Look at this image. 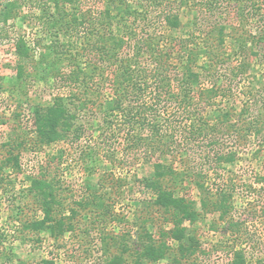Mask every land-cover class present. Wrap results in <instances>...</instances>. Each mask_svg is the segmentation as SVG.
<instances>
[{"label":"trees","instance_id":"trees-1","mask_svg":"<svg viewBox=\"0 0 264 264\" xmlns=\"http://www.w3.org/2000/svg\"><path fill=\"white\" fill-rule=\"evenodd\" d=\"M87 1L89 6L84 0H38L39 6H31L27 0H0L2 25L29 5V19L45 36L36 43V61L19 37L0 49L13 57L0 65L12 68L19 81L54 88L60 79L66 86L46 107L27 105L33 145L65 140L73 148L93 129L99 146L84 150L85 162L99 158L119 169L150 164L151 176L140 183L170 228L155 237L148 220L135 217L131 264H197L196 254L204 252L192 225L212 213L230 234H238L241 225L231 216L236 185L229 179L214 188L209 174L229 173L246 148H255L258 189L264 187V0ZM87 110L101 116L95 128L77 123L78 113ZM19 155L6 159L18 173ZM54 160L61 164L62 153ZM57 166L46 164L30 178L28 191L42 218L24 229L62 237L74 230L76 208L91 206L100 210L99 222L120 219L110 215L111 206L98 193L104 175L97 189L87 179V193L66 216L52 172ZM114 182L119 196L122 180ZM191 189L196 199L186 195ZM119 243L126 252L124 236ZM123 263L121 256L107 261ZM225 264L246 263L241 251H233Z\"/></svg>","mask_w":264,"mask_h":264},{"label":"rangeland","instance_id":"rangeland-1","mask_svg":"<svg viewBox=\"0 0 264 264\" xmlns=\"http://www.w3.org/2000/svg\"><path fill=\"white\" fill-rule=\"evenodd\" d=\"M27 1L29 5L31 2L34 6L38 5V0ZM85 1L89 6V2ZM29 5L22 7L18 16L6 26L0 23V49H7L20 37L27 42L29 53L36 61L40 54V47L36 43H41L45 36L37 24L34 25L29 19L32 6ZM8 53L0 51V64L13 59ZM0 77V166L6 164V168L0 170V264H107L109 258L114 256H121L123 264H131L137 229L133 226L135 217L148 220L147 227L155 237L161 230L170 228L165 221L166 215L151 205L153 197L140 183L151 176V165L139 161L134 166L126 164L119 169L99 158L85 162L82 158L84 150L99 146L93 129H89L73 148L65 140L49 147L34 146L36 138L31 132L32 121L27 105L46 107L54 94L64 93L66 86L60 79L55 82L54 88L35 80L19 81L14 79L15 71L12 68L1 65ZM87 111L78 113L77 123L84 126L92 124L95 128L101 116L95 110ZM18 143H22L23 148L17 149ZM254 150L246 148V155L236 162L229 173L217 171L218 175L209 174L210 184H214V188L229 179L236 185L231 216L241 225L238 234H230L226 231V224L214 213L205 214L192 225L200 249L204 252L196 254L197 264H225L231 259L233 251H241L246 264H264V187L258 189L261 165L252 157ZM60 153L61 164L54 160ZM17 154H20L19 173L12 163H6L10 155ZM195 159L196 162L200 161L199 158ZM49 163L58 164L52 172L62 189L59 196L66 216L69 214L66 209H75V200L87 193V179H93L92 185L97 189L96 182L104 175L105 185L99 187L98 193L104 203L111 206L110 215L120 219L106 218L104 222H99L96 218L100 210L91 206L84 210L76 208L78 214L71 219L74 230L62 237H52L48 231L36 233L24 229V224L42 218L37 199L29 193L28 188L30 178ZM116 178L122 180L119 196L114 182ZM185 193L193 199L197 198L193 189ZM185 226L189 227V224ZM123 236L129 250L126 252L122 251V244L119 243ZM155 264L168 263L163 260Z\"/></svg>","mask_w":264,"mask_h":264}]
</instances>
